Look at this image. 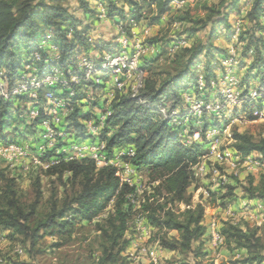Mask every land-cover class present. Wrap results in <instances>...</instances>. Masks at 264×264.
<instances>
[{"label":"trees","instance_id":"16d2710c","mask_svg":"<svg viewBox=\"0 0 264 264\" xmlns=\"http://www.w3.org/2000/svg\"><path fill=\"white\" fill-rule=\"evenodd\" d=\"M62 0H0V76L4 74L9 83L20 77L34 51L41 53V60L33 62L41 70L49 59V48L43 47L42 42L47 34L52 36L51 42L58 46L62 60L60 65L64 69L72 67L70 62L75 60L79 50L89 51V31L91 25L83 31L79 30L80 19L68 8L61 4ZM80 6L88 17H94L96 10L89 5L90 1H101L106 9L108 19L117 23L134 18L137 22L143 19V10L149 5L154 7V16L151 24L158 23L162 16L170 11L172 0H79ZM241 0H220L217 4L206 6L208 15L202 19L200 28H194L191 33L200 29L208 30L206 43L200 42L183 49V63L174 74L163 82L146 78L145 86L138 96L118 95L112 102V113L107 118L100 131L99 138L106 141L107 149L111 153L122 146H133L136 156L131 162L137 169L150 170L153 181H158V188L164 190L167 200L157 208L148 212V222L158 229L160 245L169 251L182 253L193 252L200 256L207 240V225L205 224L206 208L204 204L196 203L188 195L187 190L193 179V167L201 160L208 143L205 132L210 122L203 124L202 139L185 145L178 130L166 119L157 114V108L165 102H170L175 108L182 102V92L193 89L192 82L194 67L205 56L209 59L204 66L207 77L212 74L213 60L223 57L226 48L214 43L221 27L231 29L230 15L237 10ZM122 3V4H121ZM125 5L130 6L126 10ZM264 13V0H253L251 8L242 19L249 24L239 37L245 41V48L241 58L242 65L246 54L255 52L257 61L254 68L262 74L260 87L264 88V24L261 22ZM182 20H190L189 14ZM243 20V21H244ZM245 25V24H244ZM245 27V26H244ZM127 31H129L127 29ZM249 35V36H247ZM228 39L230 37L227 35ZM156 40L152 39L151 43ZM94 61L98 58L93 59ZM76 73L84 75L80 69H73ZM246 85L249 82L243 79ZM85 80L75 87L74 95L68 104L71 111L66 118L65 127L74 131L76 139L86 135L83 120L91 117L92 107L97 100L91 103L86 99L87 86ZM98 89L100 86L91 84ZM11 101L0 102V140H5L6 131L15 129L18 116L12 113ZM46 116L42 115L34 122L39 124ZM193 134L194 127L190 128ZM233 146L247 156L257 152L264 160V135L259 139L248 133H234ZM50 157V156H49ZM116 168L111 166L98 167L91 159L72 160L51 165L48 174L62 177L71 173L74 179H79L80 190L67 199L62 206L52 205L49 213L31 225V218L36 213V206L30 210L24 209L17 197V179L7 176L0 169V228L8 229L14 234H26L32 237L33 244L48 234H63L73 231L77 220L92 222L106 210L111 202L115 203V212L106 220V224L99 225L100 231L110 243V249L119 248L123 251L129 244L125 235L128 229V220L138 193L135 186L122 183L116 174ZM250 198L264 201V176L255 184L251 178L247 188ZM185 205V210L177 212L175 204ZM149 203L144 209L149 210ZM159 212V213H158ZM161 212V213H160ZM170 231H176L179 236H169ZM222 234L228 247L244 249L246 256L239 262L241 264H264V239L256 230L247 227L244 229L238 224L225 223ZM109 255H112L110 252ZM1 264V263H0ZM10 264H29L25 261H14Z\"/></svg>","mask_w":264,"mask_h":264},{"label":"rangeland","instance_id":"374dc122","mask_svg":"<svg viewBox=\"0 0 264 264\" xmlns=\"http://www.w3.org/2000/svg\"><path fill=\"white\" fill-rule=\"evenodd\" d=\"M219 1L196 0L183 7L171 6L170 11L163 15L156 24L150 23L154 16V7L147 5L144 8L142 12L144 17L139 22L135 34L142 46L147 49L143 65L149 80L163 82L181 68L185 47H175L180 38L189 39L187 48L200 42H207L209 29H200L197 33H191V30L200 28L199 21L207 18L208 9L206 6L217 4ZM252 3L253 0H241L237 10L230 15L231 23L242 19L251 8ZM61 4L80 19L79 30L83 31L91 25L89 51L83 47L78 51L79 54L81 56L86 54L91 60L98 58L104 45L111 44L112 37L109 35V31L110 27L114 26L113 21L106 22L98 17L99 4L103 3L101 1L89 2V5L96 10L94 17L85 16L79 0H62ZM125 8L129 10L130 6L125 5ZM187 14L191 16V19L189 21L182 20L181 18L186 17ZM261 22L264 24V13ZM244 24L247 31L249 24ZM125 28L129 30V27ZM223 28L219 29L218 35L220 36L213 40L214 43L223 49L227 48V43L235 46L243 56L246 42H241L240 39L236 41L233 38L229 40ZM152 39L156 41L151 43ZM242 56L239 62L240 76L243 79L246 78V81L251 84L259 85L262 74L258 72L257 68L252 67L258 57L255 52L251 51L246 54L242 65ZM208 61L209 59L203 56L200 63L193 69L194 75L199 74V68L204 67ZM102 88H94L93 95L86 96L85 100L93 105L95 100L101 98ZM16 124L17 128L6 131V138L3 141L28 144L30 150L35 152V145L39 142L35 140L36 132L37 129H41V126L27 125L19 117ZM235 132L248 133L253 138L259 139L264 135V119L234 124L226 135L227 143L234 144ZM52 157L46 155L40 162L28 159L23 162L24 166L11 165L0 160V169H3L10 178L17 179L16 191L19 203L27 211L32 206H36V213L30 221L31 225L49 213L52 205L62 206L67 199L80 190L79 179H74L71 173H65L62 177L48 174V165L51 164ZM206 166L205 171L197 170V175L193 170V179L187 190L193 205L201 202L204 204L206 221L216 218L222 226L225 223H233L244 229L249 227L256 230L258 235L264 239V201L250 198L247 191L251 178L254 179L255 184L258 183L264 176V169L251 174L240 167L232 169L227 166L212 165L208 161ZM131 179L135 184L138 196L135 201H132L133 209L125 235L129 244L123 251L119 252V248L110 249V243L99 229V225L106 224L108 217L115 212V203L111 202L106 210L92 222L77 220L70 234L67 231L63 234H48L39 239L36 244H33L32 237L26 234H14L8 229L0 228L1 264H10L14 261H25L29 264H241L237 262L246 256L247 251L228 247L225 239L219 246H215L207 237L200 256L194 255L193 252L166 251L157 240L158 229L152 226L147 219L148 212L167 200L166 192L158 188V181L152 180L149 169H137ZM1 185L0 183V187ZM146 203L151 204L148 207L149 210L144 209ZM185 208L183 204H175L177 212H182ZM168 234L169 236H179L176 231H170ZM18 249H22L23 252H18ZM110 252L112 255H109Z\"/></svg>","mask_w":264,"mask_h":264},{"label":"built area","instance_id":"2783aa9c","mask_svg":"<svg viewBox=\"0 0 264 264\" xmlns=\"http://www.w3.org/2000/svg\"><path fill=\"white\" fill-rule=\"evenodd\" d=\"M195 1L172 0L171 6L183 7ZM99 7L98 17L111 22L104 5L99 4ZM138 26L139 22L134 18L114 23L109 33L112 37L111 44L104 45L98 60H91L86 54H78L75 60L70 62L72 67L68 69L60 65L62 57L58 46L51 42L52 36L47 34L42 46L49 48V59L41 70L33 63L41 60V53L34 51L31 55L33 62L25 66L20 77L13 83L10 84L2 74L0 102L11 101L12 113L30 126L36 125L34 122L42 113L46 117L36 125L41 126V129L36 132L35 140L39 142L35 145V152L30 150L28 144L0 140V160L11 165L24 166L25 160L40 162L43 157L49 155L53 156L51 164L48 165L50 167L61 160L91 159L98 167H115L121 182L134 186L131 177L135 175L137 168L131 159L136 156V149L133 146H122L110 153L106 141L100 139L99 135L112 113L114 99L122 94L136 97L145 86L147 72L143 59L147 49L135 34ZM125 27H129V31ZM223 29L230 39L239 41L244 21L237 19L231 23L230 30L225 27ZM188 42V38H180L175 47H187ZM226 49L225 56L213 60V71L209 77L202 67L191 83L186 81V84L195 86L182 92L180 105L172 108L170 102H165L157 108V114L179 131L185 145L201 140L203 124L205 121L211 123L205 132V140L208 143L206 152L193 167L196 175L198 171L207 169V161L212 165L232 169L240 167L251 174L264 169V160L261 155L256 154L257 152L242 156L230 142H226V135L234 124L264 119V88L251 83L246 85L239 74L240 51L231 45ZM75 68L85 74L81 76L73 70ZM84 80L88 82L83 88L88 97L94 93L95 87L92 83L99 85L98 89L103 87L99 100L104 104L99 108L98 114L91 111V117L82 121L87 133L76 139L75 132L68 130L65 123L71 111L68 101L74 95L75 87ZM192 126L194 132L190 134ZM205 224L211 244L219 246L224 239L222 224L216 218L205 220ZM17 251L23 252L22 249Z\"/></svg>","mask_w":264,"mask_h":264},{"label":"crops","instance_id":"0c3cea01","mask_svg":"<svg viewBox=\"0 0 264 264\" xmlns=\"http://www.w3.org/2000/svg\"><path fill=\"white\" fill-rule=\"evenodd\" d=\"M106 22H110V21H106ZM111 23V22H110ZM112 28H113V26L112 27H110V29L112 30ZM111 30L109 31V33H111ZM220 36V35H219ZM227 45H229L228 43H227ZM227 45H226V47H227ZM103 101L102 100H97V105H101L102 107H103ZM90 110L94 113V114H98L99 112H100V109L98 108V107H92V108H90ZM90 139V138H89ZM257 155H260L259 153H256ZM166 250V249H165ZM166 251H168V250H166ZM170 252H172V251H170Z\"/></svg>","mask_w":264,"mask_h":264}]
</instances>
